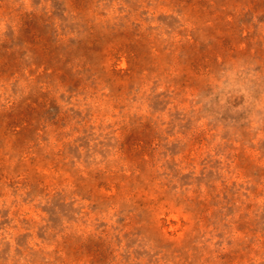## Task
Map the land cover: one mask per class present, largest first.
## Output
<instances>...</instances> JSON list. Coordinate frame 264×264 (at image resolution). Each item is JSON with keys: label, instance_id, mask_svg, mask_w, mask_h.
Returning a JSON list of instances; mask_svg holds the SVG:
<instances>
[{"label": "rangeland", "instance_id": "obj_1", "mask_svg": "<svg viewBox=\"0 0 264 264\" xmlns=\"http://www.w3.org/2000/svg\"><path fill=\"white\" fill-rule=\"evenodd\" d=\"M0 264H264V0H0Z\"/></svg>", "mask_w": 264, "mask_h": 264}]
</instances>
